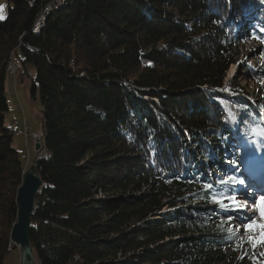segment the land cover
Instances as JSON below:
<instances>
[{"label": "trees", "instance_id": "obj_1", "mask_svg": "<svg viewBox=\"0 0 264 264\" xmlns=\"http://www.w3.org/2000/svg\"><path fill=\"white\" fill-rule=\"evenodd\" d=\"M9 2L0 264L16 249L9 234L28 169L4 125L15 56L35 69L30 93L47 152L32 164L43 185L28 229L37 264H264L263 246L230 235L237 213L212 202L229 203L240 184L222 181L243 179L225 165L234 148L264 149V103L256 110L237 77L226 80L240 45L264 31V0H63L40 26L52 0Z\"/></svg>", "mask_w": 264, "mask_h": 264}, {"label": "rangeland", "instance_id": "obj_2", "mask_svg": "<svg viewBox=\"0 0 264 264\" xmlns=\"http://www.w3.org/2000/svg\"><path fill=\"white\" fill-rule=\"evenodd\" d=\"M0 6H2V9H0V15H3L5 18L8 9L11 7V4L9 0H0ZM262 26L264 28V24H262ZM255 31L257 33L255 40H247L242 45H240L239 61L229 67L226 80L236 76L237 82L240 83L242 88L247 93L244 97L247 98L252 106L257 110L256 104L264 103V31ZM13 63L16 67V74L11 72H7L6 74L5 93L8 111L4 114V125L13 132L12 147L20 155L23 166L25 168H29L37 156L43 157L47 155V152L44 149H40L37 152L34 148L35 141L32 139H27L25 136L27 132L29 135L34 133L41 138L43 137V132L41 129L42 115L39 101L37 96L32 97L30 93V87L35 76V69L31 65H26L25 68H23L16 56L13 58ZM250 71L259 75L256 76L258 81L249 80V76L252 77L254 75L250 73ZM259 115L264 128V110L262 112L260 111ZM234 149V160H232V162L229 161L228 163H225V165L228 169H237L238 173H242V176H244L245 179L248 177L249 183L251 184V178L249 177L250 173H259V170H264V168H261L264 167V161H261L264 155L260 153L262 150L259 152L255 151L253 154H248L244 153L242 148L239 146L235 147ZM254 159L256 160L255 163L252 162ZM248 163L254 165L253 167H249L247 171ZM218 166L219 169L222 168L220 163ZM209 175L210 172H208V176ZM256 179L260 184H264V177ZM245 185L246 184L242 185V188L236 189L235 191L237 194H241L239 196L242 200L245 199L249 202H252L253 190L252 192L246 190ZM251 185L253 188L256 184L253 182ZM163 211H168V209H163ZM245 215L251 216L252 212L249 213V211H245L243 216H239L232 222L228 221L233 227H235V229L238 226L240 227L239 232L243 235V237H246V234L243 227L241 226V222L243 221V217ZM255 219L259 222L260 216L257 214ZM262 249L264 250V246ZM19 257L18 249L11 248L6 254L3 264H19ZM35 264H37L36 261Z\"/></svg>", "mask_w": 264, "mask_h": 264}, {"label": "water", "instance_id": "obj_3", "mask_svg": "<svg viewBox=\"0 0 264 264\" xmlns=\"http://www.w3.org/2000/svg\"><path fill=\"white\" fill-rule=\"evenodd\" d=\"M39 149L40 144L36 143L35 150ZM42 186L41 178L34 172L31 165L23 173L21 184L16 190V217L9 238L11 244L19 251V264H35L28 229L34 210L35 197Z\"/></svg>", "mask_w": 264, "mask_h": 264}, {"label": "snow or ice", "instance_id": "obj_4", "mask_svg": "<svg viewBox=\"0 0 264 264\" xmlns=\"http://www.w3.org/2000/svg\"><path fill=\"white\" fill-rule=\"evenodd\" d=\"M0 9H2V6H0ZM3 15H0V19H3ZM221 104L224 103V101H220ZM234 163V162H233ZM225 183H232V184H243L244 181L240 180L239 178L235 176H230L228 181H222ZM207 188H211L212 185H206ZM229 200V203L224 202V198H218L213 197L212 202L220 206L224 211L226 212H238L242 211L247 207V202H241L236 200L235 197H229L227 198ZM260 216V221L258 222L255 219L256 215ZM234 218L232 216H228L227 220L229 222H232ZM241 226L244 229V232L246 234V239L244 237H241L240 240H244V242L250 244L253 248V250L257 249L258 247L264 246V195H262L255 204L252 205V215L248 216L245 215L243 217V221L241 222ZM231 236H235L236 233L240 231V227H236L235 231H233L232 228L228 229ZM240 241L238 240V243ZM247 254V253H246ZM260 256L264 257V252H261L259 254ZM243 259V257H241ZM254 264H256V260L254 258Z\"/></svg>", "mask_w": 264, "mask_h": 264}, {"label": "bare ground", "instance_id": "obj_5", "mask_svg": "<svg viewBox=\"0 0 264 264\" xmlns=\"http://www.w3.org/2000/svg\"><path fill=\"white\" fill-rule=\"evenodd\" d=\"M62 1L63 0H60L59 1V4H56L55 6H53V8L52 9H50L49 11H44L43 12V14L40 16V18H39V20H38V22H37V24H36V26H40L41 24H42V22L44 21V17L45 16H47L51 11H53V10H55L59 5H61L60 3H62ZM50 4V3H49ZM7 70L9 71V72H11V73H13V69H12V62L11 63H9L8 64V66H7ZM27 133V132H26ZM30 139V138H29ZM39 144H40V139H39ZM261 153V152H260ZM255 159L254 160H252V162L253 163H255ZM254 165V164H253ZM253 165H251V164H249L248 163V165H247V171H248V169H249V167H253ZM246 171V172H247ZM250 172V171H249ZM247 174V173H246ZM249 177L251 178V184L254 182L256 185L252 188H250L249 189V191H252L253 190V192H252V202H249V201H247V200H245V199H241V197L239 196V195H241V194H237V198H236V200H238V201H247L250 205H253V204H255L256 203V201L262 196V195H264V184H260L259 182H258V180L256 179V178H260V177H264V170H259V173H255V172H251L250 173V175H249ZM264 182V181H263ZM252 186V185H251ZM254 192H256V193H254Z\"/></svg>", "mask_w": 264, "mask_h": 264}, {"label": "built area", "instance_id": "obj_6", "mask_svg": "<svg viewBox=\"0 0 264 264\" xmlns=\"http://www.w3.org/2000/svg\"><path fill=\"white\" fill-rule=\"evenodd\" d=\"M59 1L60 0H52V2L50 4H48L42 12L44 11H49L50 9L53 8V6H55L56 4H59ZM12 69H13V74H16V67L14 65V63H12ZM26 138L27 139H32L33 141H35V144L36 143H39V136H37L36 134H32V135H29L28 133L25 134Z\"/></svg>", "mask_w": 264, "mask_h": 264}, {"label": "crops", "instance_id": "obj_7", "mask_svg": "<svg viewBox=\"0 0 264 264\" xmlns=\"http://www.w3.org/2000/svg\"><path fill=\"white\" fill-rule=\"evenodd\" d=\"M34 134V133H33ZM34 148H35V145H34Z\"/></svg>", "mask_w": 264, "mask_h": 264}]
</instances>
